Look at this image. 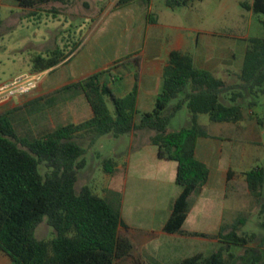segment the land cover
Listing matches in <instances>:
<instances>
[{"label": "trees", "instance_id": "1", "mask_svg": "<svg viewBox=\"0 0 264 264\" xmlns=\"http://www.w3.org/2000/svg\"><path fill=\"white\" fill-rule=\"evenodd\" d=\"M16 1L22 8L35 9L64 0ZM135 1L117 0L115 8ZM193 1L166 0V5L175 9ZM243 7L264 16V0H252ZM70 54L57 56L53 51L46 57L37 56L34 70L50 69ZM103 74L96 73L75 85L83 90L93 111L92 118L82 123H70L30 137L18 133L13 112L0 114V250L15 264H115L131 250L130 242L119 236L123 226L119 212L88 186L76 191L79 171L86 167L88 149L78 141L83 134L89 136L91 147L105 135L120 137L135 131H154L151 142L158 148V157L177 163L176 183L182 187L164 231L181 232L189 198L202 192L210 175L207 165L196 158L198 139L208 136L199 116L208 115L212 123H237L243 119L246 100L250 97L249 105L253 106L256 98L264 94V37L248 40L236 85H228L211 72L196 68L189 53L170 51L162 91L155 109L148 113L136 109V90L126 97H117L102 82ZM107 97L114 105L113 112ZM174 100L178 101L170 107ZM184 106L190 114L189 125L168 131L171 120ZM40 164L49 169L44 175L39 172ZM115 164L113 159H105L104 172L112 174ZM233 175L230 171L228 180ZM245 181L261 205L264 227V167L245 173ZM44 218L55 232L49 241L35 236ZM244 224V220L237 219L231 227H222L217 236L222 246L217 252L207 257L195 255L179 264H264V236L259 248L250 247L255 235L238 234ZM233 246L245 248L244 254H234Z\"/></svg>", "mask_w": 264, "mask_h": 264}, {"label": "crops", "instance_id": "2", "mask_svg": "<svg viewBox=\"0 0 264 264\" xmlns=\"http://www.w3.org/2000/svg\"><path fill=\"white\" fill-rule=\"evenodd\" d=\"M140 2L144 1L136 0L123 8ZM147 4L149 13L145 16V33L144 36L136 38V44L142 45V48L131 54L130 58L95 68V63L89 56L78 59L81 52L78 46L59 64L39 72L42 73V80L33 93L1 103L0 114L13 112L14 122L20 117L24 122L38 117L39 122L34 121L33 125L43 131L63 126L50 125L54 114L61 116V113L69 112L73 118L70 123L73 124L87 121L92 118L93 111L83 90L75 85L100 72L104 73L102 82L107 83L117 97H126L136 90V109L143 113L152 112L156 98L162 91L164 69L172 50L189 53L196 68L211 72L228 85L239 83V74L250 38L245 39L243 59L236 65L234 51L227 49L224 44L213 43L211 40L200 44L198 39L191 36L167 33L168 27L152 16V0ZM82 5L81 8H75V11L70 10V14L83 16L94 10L88 1H84ZM167 8L172 9L168 6ZM24 9L28 10L27 15L33 14L34 9ZM51 12L55 19L63 13L57 7ZM56 37L51 35L49 38L51 41L55 38L54 41L57 42ZM40 47L44 48V45L41 44ZM49 53L46 50L44 57ZM27 72H36L34 65L29 66V70L23 73ZM52 74L53 77H50ZM116 75L118 78H115ZM116 80L118 87L114 89L111 81ZM261 98H264V94L256 98L253 106L249 105L250 97L246 100L243 119L237 123H200L199 116V123L206 129L208 136L198 139L196 158L207 165L210 175L202 192L189 198V211L179 233L164 231L174 204L182 192V187L176 183L177 163L158 157V148L151 142L154 131L141 130L120 136L124 148L118 159H113L116 163L114 172L105 173L109 183L102 192H95L119 212L123 222L119 236L131 244L129 253L120 256L115 264H179L195 255L207 257L208 245L222 246L217 236L224 227L223 209L228 200L229 186L235 196V207H240L237 183L246 184L245 173L249 171L244 170V165L245 160L251 157L248 144L264 136V130L261 129L264 122L254 112V107ZM175 101L176 104L178 100ZM183 110L188 111L184 106L179 112ZM189 121L190 114L185 127L189 125ZM208 128H212V132ZM234 161H237L234 163L237 168L234 167ZM230 171L234 175L228 180ZM116 176L117 190L114 184ZM246 188L247 193L254 198L251 206L256 202L261 206L248 190L247 184ZM237 219L234 216L231 221L236 222ZM230 223L228 227L234 224ZM0 264L15 263L0 250Z\"/></svg>", "mask_w": 264, "mask_h": 264}, {"label": "rangeland", "instance_id": "3", "mask_svg": "<svg viewBox=\"0 0 264 264\" xmlns=\"http://www.w3.org/2000/svg\"><path fill=\"white\" fill-rule=\"evenodd\" d=\"M84 1H88L94 10L87 15L72 16L70 10L83 7ZM117 0H64L63 2H50L40 5L33 10V14L18 5L16 0H0V14L2 25L0 27V86L10 82L16 77L22 76L33 66L37 56H45L55 51L57 56L68 55L80 46V55L89 56L95 68L106 63H111L130 58L131 54L142 47L136 44V38L144 36L145 16L148 15L146 1L127 8H115ZM244 3H252V0H195L188 6L169 9L166 0H152V16L157 18L162 25L168 27L167 33L183 34L184 36L203 41L211 40L213 43L224 44L227 49H232L235 54L236 65L243 59V48L246 38L264 37V16L248 11L243 7ZM54 7L62 9L63 13L55 19L51 12ZM141 30V32H140ZM51 35L57 36L51 41ZM138 36V37H137ZM55 40V41H54ZM54 43L56 46H54ZM43 44L44 48L40 45ZM39 72H32L35 74ZM52 74L50 77H53ZM115 78H118L116 75ZM4 82V83H3ZM114 89L118 86V80L111 81ZM33 93V92H32ZM109 109L113 112L114 105L109 97L106 98ZM11 101V100H10ZM9 102V101H8ZM172 101L170 107L175 104ZM6 103V102H5ZM169 108L166 110V112ZM257 117L264 122V98L254 107ZM52 115L50 125L59 126L71 122L73 119L69 112ZM187 110L179 112L168 126L170 131H178L186 126ZM21 116V115H20ZM21 118V117H20ZM16 119L15 126L20 135L30 137L40 136L41 128L34 127L36 117L25 121ZM200 123H210L208 115H200ZM264 130V127H261ZM212 132V128L207 129ZM122 138L113 135H105L89 147V136L81 135L78 141L87 148L85 155L86 167L79 171L76 191L79 193L84 186L90 187L94 192H102L109 183L103 169L105 159H118V155L124 145ZM251 157L245 160L244 170L250 171L257 167H264V136L256 142L248 144ZM237 161H234L236 163ZM237 168V165L234 164ZM49 171L45 164H40L39 172L46 174ZM116 190L118 188L117 176L114 179ZM238 201L240 207H235V196L232 187L229 186L228 200L223 209L224 227L230 226L231 219L244 220L240 227V236L255 235L252 248L261 246L264 236V227L261 226L263 216L260 215L261 206L256 202L251 206L253 197L247 193L246 184L237 183ZM117 194V193H116ZM255 203V202H254ZM235 220V219H234ZM39 240L49 241L54 238V229L49 226L47 218H44L35 231ZM221 246H209L207 256L217 252ZM264 249V244H263ZM232 252L237 255L244 254L245 248L233 246Z\"/></svg>", "mask_w": 264, "mask_h": 264}, {"label": "built area", "instance_id": "4", "mask_svg": "<svg viewBox=\"0 0 264 264\" xmlns=\"http://www.w3.org/2000/svg\"><path fill=\"white\" fill-rule=\"evenodd\" d=\"M42 80V73L24 74L0 86V104L34 92Z\"/></svg>", "mask_w": 264, "mask_h": 264}]
</instances>
